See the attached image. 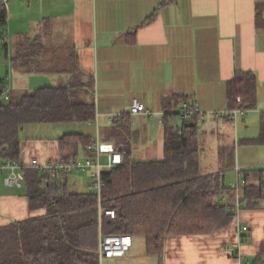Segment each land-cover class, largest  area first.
<instances>
[{"label": "crops", "instance_id": "obj_1", "mask_svg": "<svg viewBox=\"0 0 264 264\" xmlns=\"http://www.w3.org/2000/svg\"><path fill=\"white\" fill-rule=\"evenodd\" d=\"M10 1L6 25L23 19L28 28L20 38L39 37L49 52L44 59L48 72L14 71L10 84L17 98L68 85L74 57L79 70L94 81L93 121L36 122L16 114V161L25 172L42 175L30 166L59 157L95 160L93 140H98V158L106 165L108 155L118 151L111 136L117 116L129 120L125 143L131 157L160 161L166 129L178 131L185 124L178 115L183 102L207 113L228 111V82L237 72L255 75L254 109L226 123L210 115L186 121L197 133L200 174L217 178L222 186L215 200L241 207L231 224L212 234L169 236L160 258L147 254L145 237L133 236L127 255L110 264H264V0ZM63 26L71 30V49L62 60L58 48L48 43L64 39L58 35ZM133 100L151 114L131 115ZM9 155V144L0 141V161H12ZM6 176L0 174V227L42 216L44 210L29 209L26 183L9 187ZM95 176L96 171L89 170L57 181L70 192L88 193L93 192ZM237 178L248 184L239 200L230 188ZM239 224L248 228L242 243Z\"/></svg>", "mask_w": 264, "mask_h": 264}, {"label": "trees", "instance_id": "obj_2", "mask_svg": "<svg viewBox=\"0 0 264 264\" xmlns=\"http://www.w3.org/2000/svg\"><path fill=\"white\" fill-rule=\"evenodd\" d=\"M0 23L7 24L5 11ZM43 29L46 35L49 26ZM48 53L39 37H22L10 63L26 74L48 72L44 64ZM74 60L67 72L68 85L41 88L19 98L12 92L6 104L0 103V141L9 144L11 160L18 157L15 125L19 112L36 122L95 119L93 77L82 73L77 57ZM83 77L88 81L83 82ZM3 83L0 79V88ZM227 98L232 109H254L255 75L237 72L227 84ZM128 134L129 120L113 118L111 136L123 162L102 171L105 187L100 207L93 192H70L48 174L23 172L30 211L45 213L0 227V264H98L100 238L108 235L143 236L147 254L160 258L169 236L212 234L231 224L234 214L228 206H216L215 198L222 191L218 179L199 172L200 147L194 126L185 121L178 131L166 129L160 161H135L125 143ZM100 208L113 210L114 218H100ZM260 256L264 258V244Z\"/></svg>", "mask_w": 264, "mask_h": 264}, {"label": "built area", "instance_id": "obj_3", "mask_svg": "<svg viewBox=\"0 0 264 264\" xmlns=\"http://www.w3.org/2000/svg\"><path fill=\"white\" fill-rule=\"evenodd\" d=\"M10 0H0V16L3 11L7 14V6ZM7 40V41H6ZM3 53L7 58L8 54V38L5 32V26L0 23V57ZM12 93V87L10 82L3 83L0 88V103H5L10 99ZM237 102L240 103V98H237ZM128 111L131 115H144L149 116L151 113L145 107L143 103L138 100H133L132 104L129 106ZM244 110L240 108H233L228 111H210L209 113L199 110V108L191 102H183L181 105L178 115L184 121L203 119L206 115H210L217 119L221 123H226L229 121H234L236 117L242 113ZM92 146L97 154L95 160H77L68 159L65 157H59L53 161H50L42 166L38 164H33L30 166L40 173H45L51 175L53 178L65 177L73 173L86 172L89 170H95L96 176L94 177L93 193L97 196L98 204L100 207L101 196L103 188L105 187V182L101 178V173L106 169H111L119 166L123 162V155L117 151L110 153L107 157L106 165H102L99 161L98 154L100 153V146L98 140H93ZM25 166L19 161H0V174L7 172V176L4 182L9 187L20 188L24 182L23 171ZM247 181L245 179L237 178L230 184V188L235 192L237 200H239L243 190L247 187ZM217 207H222L224 204L221 201H216ZM229 211L236 215L241 207L239 204L235 206L228 207ZM114 211L111 209L102 210L99 209V217L107 216L114 218ZM248 232V228L241 224L238 225L237 235L239 242H244L243 234ZM132 237L129 235H108L102 236L100 238L99 244V262L98 264H107L112 260H118L124 258L132 246Z\"/></svg>", "mask_w": 264, "mask_h": 264}, {"label": "rangeland", "instance_id": "obj_4", "mask_svg": "<svg viewBox=\"0 0 264 264\" xmlns=\"http://www.w3.org/2000/svg\"><path fill=\"white\" fill-rule=\"evenodd\" d=\"M26 27L27 26L25 25L24 20L19 19V18L12 24V26H9V27L7 25L5 26L6 35H8V38L10 39L9 44H8L9 57L7 58L3 53H1V57H0V78H2V80L5 82H10V80H12V78L15 75L14 73L15 70L13 69L10 63V58L13 56L14 49L16 48L18 44L20 36L24 34L25 31H27L25 30ZM69 30L70 28L68 26H63V31L59 32L58 35L64 36V39L59 40V43L58 42H55V43L51 42V44L48 43L49 45H54L56 48H58V50L60 51L59 52L60 57H62L63 55L67 56V50L71 49L70 48L71 34L68 33ZM61 59L62 60L65 59V56H63ZM59 67H62V65H60ZM85 81H88V79L85 78ZM110 263L111 262H107V264H110Z\"/></svg>", "mask_w": 264, "mask_h": 264}, {"label": "bare ground", "instance_id": "obj_5", "mask_svg": "<svg viewBox=\"0 0 264 264\" xmlns=\"http://www.w3.org/2000/svg\"><path fill=\"white\" fill-rule=\"evenodd\" d=\"M51 176V175H50ZM52 177V176H51ZM61 178V177H60ZM229 207V206H228Z\"/></svg>", "mask_w": 264, "mask_h": 264}]
</instances>
